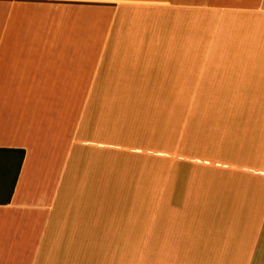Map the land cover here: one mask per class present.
Segmentation results:
<instances>
[{
    "label": "crops",
    "instance_id": "0c3cea01",
    "mask_svg": "<svg viewBox=\"0 0 264 264\" xmlns=\"http://www.w3.org/2000/svg\"><path fill=\"white\" fill-rule=\"evenodd\" d=\"M0 149V264H264V0H0Z\"/></svg>",
    "mask_w": 264,
    "mask_h": 264
},
{
    "label": "rangeland",
    "instance_id": "374dc122",
    "mask_svg": "<svg viewBox=\"0 0 264 264\" xmlns=\"http://www.w3.org/2000/svg\"><path fill=\"white\" fill-rule=\"evenodd\" d=\"M186 90H188V88ZM179 91L182 94L184 92V88H182V89L180 88ZM179 91L177 93H179ZM1 178L2 177L0 176V180H1ZM152 190H155V188H153ZM7 194H8L7 189H3V192L0 193V200L4 199L7 196ZM176 194H177V190H176ZM150 195H151V197L149 198V200H145L146 201L145 205H150V206L175 205V206H177V195L173 199L159 198V197L157 198L158 195H161V193H158L157 190L155 192H151ZM121 201L124 203V205H131L130 200H121Z\"/></svg>",
    "mask_w": 264,
    "mask_h": 264
},
{
    "label": "trees",
    "instance_id": "16d2710c",
    "mask_svg": "<svg viewBox=\"0 0 264 264\" xmlns=\"http://www.w3.org/2000/svg\"><path fill=\"white\" fill-rule=\"evenodd\" d=\"M8 155H16V156H19L20 157V162L19 164L17 165V173L19 171V167L23 161V158H24V151L23 150H7V149H0V159H3V158H6ZM17 173H16V176H15V179L13 180L12 184H11V189L9 190L8 192V197L0 200V203L4 204V203H8L10 201V198H11V194H12V188L14 187L15 185V181H16V177H17Z\"/></svg>",
    "mask_w": 264,
    "mask_h": 264
}]
</instances>
